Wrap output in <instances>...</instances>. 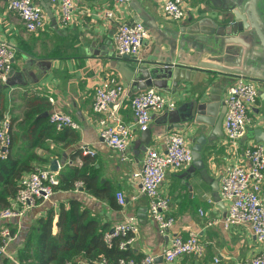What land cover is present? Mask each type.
I'll list each match as a JSON object with an SVG mask.
<instances>
[{"label": "crops", "instance_id": "1", "mask_svg": "<svg viewBox=\"0 0 264 264\" xmlns=\"http://www.w3.org/2000/svg\"><path fill=\"white\" fill-rule=\"evenodd\" d=\"M10 1L0 0V45H12L16 51V59L7 83L0 82V109L5 107V118L13 122L12 154L20 158H27L29 154L45 158V162L39 161L35 164L49 171L52 162H57L58 175L74 163L79 169L87 170L92 193H86L84 188H81L83 191L77 188L73 193H55L45 205L32 210L20 226H12L17 229L19 235L17 240L10 244L9 255L15 257L23 243L25 232L32 222L44 213V208L45 211L49 208L56 211L53 233L57 234L56 224L61 204L68 207L70 200H77L92 218L100 222L106 232L119 224L136 221L139 234L128 248L136 257L154 256L159 260L156 264H166L163 252L171 246L176 236L188 239L191 234L197 235L206 245L205 254L202 257L187 255L174 264H213L215 258H218L221 264H240L254 256L258 250L254 234L245 226L225 228L227 205L225 204L226 210H223L215 202L212 183L203 182L198 177L185 176L191 165L179 171L169 170L160 189L161 195L169 202L167 216L174 220V225L163 236L150 218L148 200L141 195V185L133 175L141 169L147 148L154 147L164 152V138L172 133L182 134L191 146L196 126L192 125L183 131L168 132L166 112L155 115L149 129L150 143L145 145L143 133L135 130L127 151V162H122L120 156L110 150L100 138L97 121L99 116L93 112L95 86L111 76H117L121 80L129 99L121 110V117L129 125L134 124L130 99L143 91L132 89V82L127 79L128 72L132 73L128 69V63L112 61L120 58L114 47V36L118 27L123 23H137L136 13L130 3L117 0H74L76 20L71 27L65 29L58 24V0H35L36 6L42 8L47 16V25L38 34H30L26 32L18 16L8 10ZM138 1L156 20L159 29L152 30V38L143 43L137 59L140 61L149 58L157 41L161 43L162 50L167 51L166 43H169L175 31L189 26L192 19H196L198 15L207 16L213 11L211 2H216L185 0L190 7V14L184 22L175 23L163 16V0ZM47 5L53 12L55 22L50 20L44 10ZM106 12H111L114 17L106 20L103 17ZM188 56H194V52L190 51ZM208 58L205 55L203 61L206 62ZM195 80L199 84L186 85L188 92L178 90L174 94L172 87L162 92L154 87L149 89H155L171 98L176 103L175 110H178L183 104L192 102L202 88V77ZM233 82L223 85L224 90L219 87L222 98ZM258 88L259 99L249 114L252 126L242 142L243 146L255 143L257 139L260 140L261 134L264 135V87L258 85ZM212 90L209 89V95ZM40 110H45V113L40 115ZM29 111L32 116L35 113V119H49L51 112H60L70 116L76 128L68 129L64 134L46 127L45 132L38 128L35 133H31L30 128L34 129L35 120L24 122ZM206 132L209 134L212 129L208 128ZM82 147L93 152L94 157L83 155ZM203 155L213 180H218L226 167L237 164V160L228 154L224 136L215 145L205 149ZM78 160L81 162L79 166L76 164ZM117 193L123 194L127 200L125 208L118 204ZM135 197L138 199L134 200ZM201 212L204 215H201Z\"/></svg>", "mask_w": 264, "mask_h": 264}, {"label": "built area", "instance_id": "2", "mask_svg": "<svg viewBox=\"0 0 264 264\" xmlns=\"http://www.w3.org/2000/svg\"><path fill=\"white\" fill-rule=\"evenodd\" d=\"M58 24L62 28L71 27L76 20V5L74 0H58ZM190 7L185 0H163L162 13L170 22H184ZM8 10L16 14L30 34H38L47 25V16L42 8L36 6L35 0H11ZM106 20L114 16L106 12ZM151 39L150 33L138 23L121 24L114 36V47L119 57L129 56L138 59L143 43ZM16 59L15 48L10 44L0 45V82L7 83ZM259 99L258 85L238 79L228 86L224 96L226 114L223 121V131L228 154L237 160V164L226 167L220 176V197L227 205V215L224 219L226 229L239 226L248 227L256 238L257 253L240 264H264V145L253 143L243 146L242 142L252 126L251 110ZM127 90L117 76L103 79L95 86L93 96V112L99 116L100 138L113 152L120 156L122 162L129 161L127 151L133 139L135 130L147 132L153 122V117L163 112H172L176 103L169 97L160 94L155 89L140 91L130 99L134 124H126L121 117V110L128 101ZM53 103V101L51 100ZM49 122L59 132L66 128L75 129L76 124L70 116L60 112H51ZM13 128L10 119L5 118L0 128V158L6 159L10 147V132ZM165 151L160 152L154 147L145 151L141 169L133 175L141 185V195L148 200L150 218L156 223L161 235L174 225V220L167 216L169 202L161 195L160 189L169 170L179 171L192 165V150L182 134L172 133L164 138ZM83 155L94 157V153L82 147ZM79 166L80 160L76 162ZM73 165V163L71 164ZM75 165V164H74ZM58 185V175L49 170L37 169L23 177L20 188L11 206L0 212V260L4 257L17 264L14 257L8 254V248L17 240L18 234L12 235V226H20L21 222L34 209L49 201L55 195L54 187ZM78 183L77 188H83ZM118 204L125 208L127 200L121 193L116 194ZM137 200L138 198H133ZM201 215H204L202 212ZM139 234L136 221L125 222L115 226L105 234V241L110 244L118 236L130 235L131 238L122 247L134 243ZM206 252L197 235L191 234L188 239L176 236L171 246L163 252L166 264H174L187 255L202 257ZM97 264H112L102 260ZM119 264H137L133 260H121ZM140 264H156L152 255H147ZM213 264H221L218 258Z\"/></svg>", "mask_w": 264, "mask_h": 264}, {"label": "water", "instance_id": "3", "mask_svg": "<svg viewBox=\"0 0 264 264\" xmlns=\"http://www.w3.org/2000/svg\"><path fill=\"white\" fill-rule=\"evenodd\" d=\"M117 1L130 3L137 23L150 34L152 30L159 31L156 20L138 0ZM215 1L211 2L213 11L207 16L198 15L189 26L175 31L169 43H166L167 51H163L161 43L157 41L154 52L145 61L129 56L112 61L130 65L128 69L132 73L128 72L127 79L132 82L133 90L145 91L154 87L162 92L172 87L174 94L178 90L188 92L186 85L197 86L199 83L195 78L202 77L200 83L203 86L195 99L178 110L166 113L167 131H183L196 126L190 146L193 163L185 176L212 183L215 202L226 210L219 193L220 179L211 178L203 152L224 136L223 121L227 108L220 90L225 89L223 85L243 79L264 87V0ZM44 10L55 22L50 6H44ZM190 51L194 52V56H188ZM205 55L209 57L206 62L203 61ZM209 89H213L210 95ZM208 128L212 129L209 134L206 132ZM143 136L144 144L148 145L151 141L150 130ZM259 139L256 142L264 145V135L261 134ZM50 169L53 173L58 172V163L52 162Z\"/></svg>", "mask_w": 264, "mask_h": 264}, {"label": "trees", "instance_id": "4", "mask_svg": "<svg viewBox=\"0 0 264 264\" xmlns=\"http://www.w3.org/2000/svg\"><path fill=\"white\" fill-rule=\"evenodd\" d=\"M5 109V107L0 109V128L6 117ZM39 113L41 115L45 113V110H40ZM31 120H35L34 129L30 128L31 133H35L38 128H42L45 132V127L58 133L48 118L35 119V113L32 116V112L29 111L25 115L24 122L29 123ZM68 129L59 131V134L66 133ZM12 130L13 128L10 132L11 141L6 159L0 158V212L11 206L19 191L21 179L37 169L35 163L45 162V158H39L34 154H29L27 158L12 154L14 146ZM70 135L72 136V133ZM78 183H83L86 193H92L90 192L92 184L88 179L87 170H81L73 163L58 175V185L53 189L55 193H73L77 190ZM111 201L113 202V199ZM83 207V204L77 200H70L68 207L61 204L59 220L56 224L57 234L53 233L56 211L53 208L45 211L44 208V213L38 216L25 232L23 243L14 257L17 264H97L102 260L112 264H119L121 260L141 263L144 258L134 256L128 246L122 247V244L127 243L131 238L130 235L118 236L108 244L105 241L106 230ZM11 231L12 235L18 233L17 229ZM3 241L0 236V244ZM0 264L15 263L4 257L0 260Z\"/></svg>", "mask_w": 264, "mask_h": 264}, {"label": "bare ground", "instance_id": "5", "mask_svg": "<svg viewBox=\"0 0 264 264\" xmlns=\"http://www.w3.org/2000/svg\"><path fill=\"white\" fill-rule=\"evenodd\" d=\"M175 111V110H174ZM53 173V172H52ZM57 174V173H56ZM58 175V174H57Z\"/></svg>", "mask_w": 264, "mask_h": 264}]
</instances>
